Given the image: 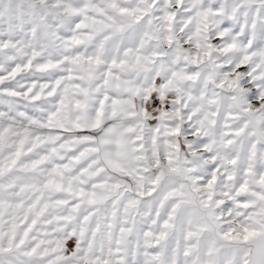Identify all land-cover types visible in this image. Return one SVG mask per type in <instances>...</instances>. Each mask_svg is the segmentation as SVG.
Instances as JSON below:
<instances>
[{
    "label": "snow or ice",
    "instance_id": "obj_1",
    "mask_svg": "<svg viewBox=\"0 0 264 264\" xmlns=\"http://www.w3.org/2000/svg\"><path fill=\"white\" fill-rule=\"evenodd\" d=\"M0 264H264V0H0Z\"/></svg>",
    "mask_w": 264,
    "mask_h": 264
}]
</instances>
